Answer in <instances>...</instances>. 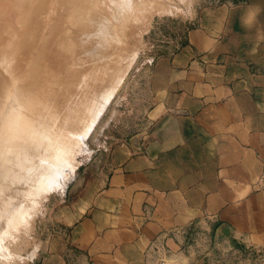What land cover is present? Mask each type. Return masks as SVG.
<instances>
[{"label":"crops","instance_id":"0c3cea01","mask_svg":"<svg viewBox=\"0 0 264 264\" xmlns=\"http://www.w3.org/2000/svg\"><path fill=\"white\" fill-rule=\"evenodd\" d=\"M195 24L153 65L150 129L53 203L38 264H183L184 231L202 223L264 244V0Z\"/></svg>","mask_w":264,"mask_h":264},{"label":"rangeland","instance_id":"374dc122","mask_svg":"<svg viewBox=\"0 0 264 264\" xmlns=\"http://www.w3.org/2000/svg\"><path fill=\"white\" fill-rule=\"evenodd\" d=\"M78 1L73 0L72 3L81 6L77 8L91 11L86 18L71 21L73 28H70L60 17L72 6L67 0H0V87L4 88L0 98L4 101L14 98L4 94V91L11 74L16 71L17 75L28 76V85L18 98V103H21L41 65L45 66V81L52 87L51 94L58 92L49 97L57 106L52 115L48 114L50 122L45 127V136L48 132L53 133L56 140L52 137L47 139L55 140V146L49 148L48 144L45 146L49 151L47 155L36 156L9 176L16 180L23 179L31 174L39 161L46 162L45 166L58 163L59 158L68 162L65 161L62 174H49L53 178L48 182V187L43 188L42 194H37V197L33 193L30 200H25L26 207H31L30 202L35 203L32 205L34 209H30L31 215L28 213L24 217L29 220H25V223L22 219L24 223L10 231L14 236L12 254L13 257L17 256L14 259L17 264H38V248L44 236L41 233L44 224L49 223L47 220L53 218L50 210L53 203H59L60 197H71L79 189H84L91 178L101 173L106 175L113 145L150 129L149 111L153 105L150 77L156 59L175 52L187 29L196 25L195 21L204 9L219 6L227 0L161 1L142 23L139 22L143 12L133 15L126 9L127 5L133 6V0L87 1L90 4L85 0ZM137 21L139 24H136ZM57 26L62 33L78 26V36L82 38L81 45H75L77 54L73 64L67 62L60 69L54 62L48 61L53 56L48 53V47L54 41ZM11 82L20 85L21 81L15 78ZM116 83L118 85L114 89ZM108 89L111 90L107 98L109 101L103 100L102 104L99 95ZM98 98L104 108L99 105ZM96 105L98 109H94ZM12 110L14 108H10ZM61 149L66 153L65 157ZM50 155L51 159L46 158ZM13 188L14 185H9V189ZM21 189L18 188V191ZM4 224L15 227V220L9 219ZM181 246L183 264H264L263 243L252 244L232 238L226 230L218 231L210 223L192 224L184 231Z\"/></svg>","mask_w":264,"mask_h":264},{"label":"bare ground","instance_id":"6f19581e","mask_svg":"<svg viewBox=\"0 0 264 264\" xmlns=\"http://www.w3.org/2000/svg\"><path fill=\"white\" fill-rule=\"evenodd\" d=\"M67 1L69 2V5L70 6L72 5V6H71V8H69V10H65L66 12L61 14L60 17H61L62 22H66L69 25V26L67 25L68 27L73 28L70 23H72L73 21H75L77 19L86 18L88 16V13L91 11V9L87 10V9L83 8L84 6L82 7L83 9H81L80 5H78L80 7L77 8L78 6H75L74 3H72L73 0L72 1L70 0L71 4H70L69 0H67ZM76 1H78V0H76ZM82 1H84V0H82ZM85 1L87 2L89 0H85ZM133 1L135 2V3H133V6L127 7L128 6L127 5L126 9H128L133 15L140 14L143 12L142 13L143 17H142L141 22L137 21L136 24L138 22L139 23L144 22L148 16V14L153 12L156 9L158 3H160L161 1H163L165 3L168 2L167 0H139V1L133 0ZM78 2H76V3L78 4ZM66 3L67 2L65 1V4ZM87 3H89V2H87ZM125 4H126V2L124 3V5ZM162 4L163 3H161V5ZM64 6L66 9L67 4ZM70 6H68V7H70ZM92 7H90V8H92ZM142 10H144V11H142ZM129 11H128V15H129ZM94 13H95V11H94ZM132 14H131V16H132ZM124 15H126V12ZM91 17L93 18L94 16H91ZM61 21H59V22H61ZM58 26L62 27L61 25H58ZM78 28L79 27L77 26L76 29H71V31H69V32L67 31V33L60 32L59 27L56 28V30L54 32V41L51 42L50 47H48V53L52 54L53 56L49 57L48 61L52 62V63L54 62L55 66L57 68L61 67V65H65L67 62L73 64V61L75 60V54H77L74 51L76 49L75 45L76 46H77V44L81 45V43H82V42L80 43V41H82L81 40L82 38L80 36H78V31H77ZM82 35L85 36V33H82ZM84 38L85 37H83V39ZM44 68H45V66L41 65V67H39L37 69V74H36L37 77L35 76L36 79L33 78V81L29 85V89L27 90L25 97L21 103H18V98H19V95L25 91V89L28 85V76L24 75V74L23 75L19 74L20 75L19 76L15 73L16 71H14L11 74V76L9 78V82H7L6 87H5V91H4V94H10L14 98H12V100H10V101H4L0 98L2 100V101H0L1 102L0 103V112L2 113V115L0 114V264H17V261L14 260L15 258H17V256L13 257L14 255L12 254L14 252L12 249V246H13L12 239L14 238V236L10 233V231L12 229L15 230L16 228H18L17 225L20 223L22 224V222H23L22 219H24V217H26V215H29L28 213H30V215H31V211L34 209V207L32 208V205H34L35 203L30 202L29 204H31V207L29 204H28L29 207H26L27 202L24 203L25 200H28V199L30 200V197L32 196L33 193L37 197H38V195L42 194V192H44L43 190H45L43 188L48 187L47 186L48 182L49 181L51 182V180H52L51 179L52 176L50 177L49 174L51 172H52V175H54V173H57L58 175L62 174L61 171L63 168H65L64 166L66 165L65 164L66 160L64 158H59L61 160L58 163H49V164L47 163L49 167L45 166L46 162L42 163V161H39V162H37L36 166H34V168H33L34 170L31 172V174H29V176H27L23 179L19 178L18 180H16V178L14 179V178L10 177L13 174L14 170L17 171V169L25 166L28 162L33 161V159H35L36 156L47 155V153L49 151H48V148H47L48 152L46 151L45 146H48V144H50L48 146L49 148L51 146L52 147L55 146V140L56 139L53 137V133L48 132L47 133L48 135L45 136V131H46L45 127L50 122V120L48 119V114L52 115L54 113V108L57 106L56 102L53 101L49 97H53V96L57 95L58 92L55 91L56 94H55V92L54 93L52 92V94H51V91H53V90H52L50 83H46V81H45ZM65 69H66V67H65ZM15 78L21 81L20 85L18 83L17 84L16 83L10 84V83H12L11 82L12 79L14 82ZM118 83H116L114 85V89L117 87ZM52 85H53V89H54V86H55L54 83H52ZM57 86H58V84H57ZM55 88H57V87H55ZM3 90H4V88L0 87L1 93L3 92ZM109 90L110 89L106 90V93H103V95H102V92H101V96L99 95V98L102 97V98H100V99H102V104H103V100L104 101L106 100L107 102L109 101V100H107V98L110 97V95H111V92H110L111 90L110 91ZM99 98H98V101L100 100ZM100 103H101V101H99V105H101ZM97 105L94 107V109H98L96 107H98L99 105L98 106ZM18 106H19V108H18ZM101 106H102V108H104V105H101ZM10 108H14L15 111L14 110L10 111ZM99 108H100V106H99ZM92 111L94 113V110H92ZM99 111H100V109H99ZM96 113L97 112L95 111V114ZM95 114L92 115L93 119H94L93 116H95ZM90 119H91V117H90ZM47 120H49V121H47ZM85 127H87V126L85 125ZM87 128H89V127H87ZM90 129L91 128H89V130ZM82 130L84 131V129H82ZM83 131H81V132H83ZM81 132H79V133H81ZM83 133H85V132H83ZM48 137H52L55 140L47 139ZM83 138L85 140V137H82V139ZM78 139H80V138H78ZM61 148H62V146H61ZM60 152L62 153V155L64 157L66 156V153L64 152L63 149H61ZM45 157L46 156H44V158ZM46 158L51 159V155L47 156ZM66 163H68V162L66 161ZM63 174H64V171H63ZM58 175H56V176H58ZM56 179L57 178H55V180ZM58 179H59V177H58ZM61 182H62V180H61ZM63 182L66 183V181H64V180H63ZM7 184H8V187H7ZM51 184H53V183H51ZM57 184H58V182L56 183V185ZM9 185H14V188L9 189ZM57 186H59V185H57ZM18 188H23V189H21L22 191H18ZM53 188H54V186H53ZM41 196H39V197H41ZM31 201L35 202L34 199L33 200L31 199ZM30 209H31V211H30ZM9 219L15 220V227H13L11 225L4 224V222L9 220ZM25 220H26V218L24 219V222H25ZM28 220H29V218H27L26 221L28 222ZM19 227H20V225H19ZM13 248H14V246H13ZM17 253H18V251H17ZM12 260H14V261L12 262Z\"/></svg>","mask_w":264,"mask_h":264}]
</instances>
